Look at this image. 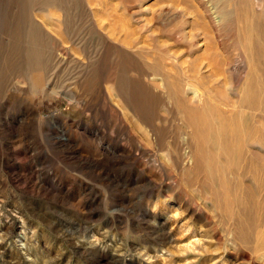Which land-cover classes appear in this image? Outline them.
I'll use <instances>...</instances> for the list:
<instances>
[{"label":"rangeland","instance_id":"1","mask_svg":"<svg viewBox=\"0 0 264 264\" xmlns=\"http://www.w3.org/2000/svg\"><path fill=\"white\" fill-rule=\"evenodd\" d=\"M0 264H264V0H0Z\"/></svg>","mask_w":264,"mask_h":264},{"label":"bare ground","instance_id":"2","mask_svg":"<svg viewBox=\"0 0 264 264\" xmlns=\"http://www.w3.org/2000/svg\"><path fill=\"white\" fill-rule=\"evenodd\" d=\"M262 1V0H261Z\"/></svg>","mask_w":264,"mask_h":264}]
</instances>
